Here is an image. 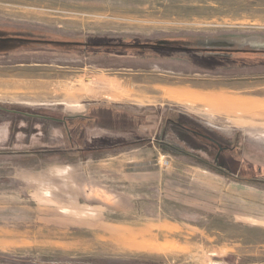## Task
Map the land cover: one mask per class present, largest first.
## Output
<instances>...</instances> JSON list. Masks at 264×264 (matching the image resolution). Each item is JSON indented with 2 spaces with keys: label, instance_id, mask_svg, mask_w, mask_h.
<instances>
[{
  "label": "rangeland",
  "instance_id": "rangeland-1",
  "mask_svg": "<svg viewBox=\"0 0 264 264\" xmlns=\"http://www.w3.org/2000/svg\"><path fill=\"white\" fill-rule=\"evenodd\" d=\"M7 51L0 264H264V0H0Z\"/></svg>",
  "mask_w": 264,
  "mask_h": 264
},
{
  "label": "trees",
  "instance_id": "trees-1",
  "mask_svg": "<svg viewBox=\"0 0 264 264\" xmlns=\"http://www.w3.org/2000/svg\"><path fill=\"white\" fill-rule=\"evenodd\" d=\"M16 40H18V41H23V42H28V43L33 42V40H31V39H16ZM162 43H164V44L166 45V47H170V48H173V49H176V50H182V49H183V48H180V47L174 46L173 44H166V42H162ZM147 46L152 47V48H154V49H159V48L161 47L160 44L147 45ZM135 47H137V46H135ZM163 48H165V46H164ZM196 139H197V138H196ZM198 141H200V140L198 139ZM191 143H192V142H191Z\"/></svg>",
  "mask_w": 264,
  "mask_h": 264
},
{
  "label": "flooded vegetation",
  "instance_id": "flooded-vegetation-1",
  "mask_svg": "<svg viewBox=\"0 0 264 264\" xmlns=\"http://www.w3.org/2000/svg\"><path fill=\"white\" fill-rule=\"evenodd\" d=\"M202 137V136H201ZM201 137H199V138H201ZM205 138H201L203 141H205L206 143H208V144H210V145H221L218 141H217V139L215 138V137H213V136H204ZM220 149H223L222 147L220 148ZM222 151H224V149L222 150ZM227 151V147H226V149H225V152ZM224 152V153H225Z\"/></svg>",
  "mask_w": 264,
  "mask_h": 264
},
{
  "label": "crops",
  "instance_id": "crops-1",
  "mask_svg": "<svg viewBox=\"0 0 264 264\" xmlns=\"http://www.w3.org/2000/svg\"><path fill=\"white\" fill-rule=\"evenodd\" d=\"M10 40L15 41L14 39H7V41H10ZM17 53H19V52H14V51L8 52L7 51L6 53H4V54L1 53L0 55L3 57L5 55H12V54H17Z\"/></svg>",
  "mask_w": 264,
  "mask_h": 264
},
{
  "label": "water",
  "instance_id": "water-1",
  "mask_svg": "<svg viewBox=\"0 0 264 264\" xmlns=\"http://www.w3.org/2000/svg\"><path fill=\"white\" fill-rule=\"evenodd\" d=\"M18 113V112H17ZM24 115H27V116H32V115H29V114H24ZM33 117H39V116H33ZM44 119H47V120H51V121H55V122H60V120H57V119H54V118H48V117H43Z\"/></svg>",
  "mask_w": 264,
  "mask_h": 264
}]
</instances>
